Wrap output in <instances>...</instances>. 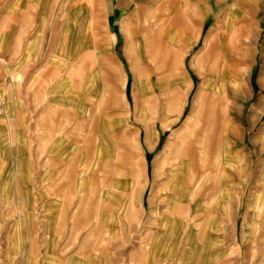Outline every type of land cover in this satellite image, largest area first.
<instances>
[{
  "label": "crops",
  "instance_id": "0c3cea01",
  "mask_svg": "<svg viewBox=\"0 0 264 264\" xmlns=\"http://www.w3.org/2000/svg\"><path fill=\"white\" fill-rule=\"evenodd\" d=\"M235 246L264 264V0H0V264Z\"/></svg>",
  "mask_w": 264,
  "mask_h": 264
},
{
  "label": "rangeland",
  "instance_id": "374dc122",
  "mask_svg": "<svg viewBox=\"0 0 264 264\" xmlns=\"http://www.w3.org/2000/svg\"><path fill=\"white\" fill-rule=\"evenodd\" d=\"M203 186L204 184L201 183H197L195 184V200L196 199H202V195H203ZM133 222H135L133 220ZM237 248V246H235ZM238 258V248L234 251H232L231 253V260L229 264H238L237 261ZM190 259L191 263L190 264H207L208 263V256L206 253V250H202L200 247H196L195 249H192L191 254L186 255L185 257H183V263L185 264L186 260ZM219 264H222V262H220Z\"/></svg>",
  "mask_w": 264,
  "mask_h": 264
}]
</instances>
